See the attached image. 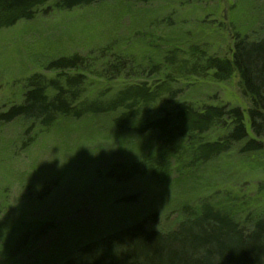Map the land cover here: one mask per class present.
Returning <instances> with one entry per match:
<instances>
[{
	"label": "rangeland",
	"instance_id": "374dc122",
	"mask_svg": "<svg viewBox=\"0 0 264 264\" xmlns=\"http://www.w3.org/2000/svg\"><path fill=\"white\" fill-rule=\"evenodd\" d=\"M55 3L0 28V112L21 101L25 78H52L58 71L47 64L74 54L91 63L82 97L92 98L112 82L91 72L118 54L130 76L122 73L111 90L127 82L158 84L170 74L168 87L179 90L174 102L239 107L253 136L238 76L216 80L205 61L230 59L236 41L263 37L264 0H103L68 10ZM113 118L59 117L45 127L21 118L0 123V264H62L86 241L143 218L147 228L165 231L185 215L182 208L199 210L203 203L229 212L246 229L264 218V149L242 153L240 142L193 163L183 140L182 157L180 150L161 168L142 171L155 157V133L117 128ZM226 131L218 125L202 138L221 139ZM136 163L133 174L114 176V165ZM132 195L135 201L124 200ZM45 223L49 229L36 236Z\"/></svg>",
	"mask_w": 264,
	"mask_h": 264
},
{
	"label": "trees",
	"instance_id": "16d2710c",
	"mask_svg": "<svg viewBox=\"0 0 264 264\" xmlns=\"http://www.w3.org/2000/svg\"><path fill=\"white\" fill-rule=\"evenodd\" d=\"M48 1L0 0V28L33 18L38 8ZM96 1L103 0H56L55 5L68 10ZM112 58L97 70L98 73L91 72L112 82L96 90L92 98L82 97L90 85L86 75L90 62L77 54L50 61L46 67L57 70L58 74L46 78L35 73L25 78L21 101L0 112V123L21 118L45 127L59 117L79 119L86 114L113 113L112 122L117 128L133 130L137 134L155 133V157L142 171L161 168L160 162L167 161L180 150L177 157H182L189 149L190 161L206 163L240 142L242 153L264 149V34L255 41H236L230 59L209 56L205 61V69L212 70L216 80L238 76L240 89L250 103L246 114L253 136L249 135L244 112L239 107L204 104L197 109L190 103L174 102L179 90L168 87L170 74L159 79L158 84L127 82L111 90L109 86L122 73L130 76L125 69L127 59L118 54ZM128 121L132 126L127 125ZM218 125L227 126L221 139L202 138ZM183 140L189 142L186 149L178 145ZM138 166L136 163L131 168L116 170L118 166L114 165L112 171L117 179H121L138 171ZM124 200L135 201L136 195ZM182 209L185 215L171 229L147 228V218L135 220L82 243L62 264H264V218L257 219L250 229H246L229 212L210 203H203L199 210ZM149 217L155 218L154 215ZM47 229L49 225L42 224L35 235H43Z\"/></svg>",
	"mask_w": 264,
	"mask_h": 264
}]
</instances>
